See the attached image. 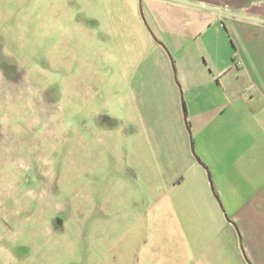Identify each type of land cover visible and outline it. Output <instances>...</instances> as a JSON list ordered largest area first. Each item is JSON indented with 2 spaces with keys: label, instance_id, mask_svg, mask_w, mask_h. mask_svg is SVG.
I'll list each match as a JSON object with an SVG mask.
<instances>
[{
  "label": "rangeland",
  "instance_id": "rangeland-1",
  "mask_svg": "<svg viewBox=\"0 0 264 264\" xmlns=\"http://www.w3.org/2000/svg\"><path fill=\"white\" fill-rule=\"evenodd\" d=\"M111 3L0 0V264H149L130 241L150 227L134 222L176 217L161 205L189 200L193 182L178 193L171 178L177 127L162 124L174 87L192 149L174 57L165 49L168 82L158 51L133 47ZM150 89L165 95L134 94Z\"/></svg>",
  "mask_w": 264,
  "mask_h": 264
},
{
  "label": "crops",
  "instance_id": "crops-1",
  "mask_svg": "<svg viewBox=\"0 0 264 264\" xmlns=\"http://www.w3.org/2000/svg\"><path fill=\"white\" fill-rule=\"evenodd\" d=\"M107 1L133 47L158 51L168 82L165 49L172 53L194 149L172 87V113L162 122H174L180 145L171 178L178 193L193 186L188 201L161 205L176 217L134 222L150 228L142 240L132 236L140 242L133 252L149 264H264V0H141L149 29L135 0ZM134 94L150 104L165 92ZM159 136L160 160L170 161L172 140Z\"/></svg>",
  "mask_w": 264,
  "mask_h": 264
},
{
  "label": "water",
  "instance_id": "water-1",
  "mask_svg": "<svg viewBox=\"0 0 264 264\" xmlns=\"http://www.w3.org/2000/svg\"><path fill=\"white\" fill-rule=\"evenodd\" d=\"M185 114H187V111H186V109H185ZM194 150V149H193ZM198 159V161L201 163V161H200V159L199 158H197Z\"/></svg>",
  "mask_w": 264,
  "mask_h": 264
}]
</instances>
